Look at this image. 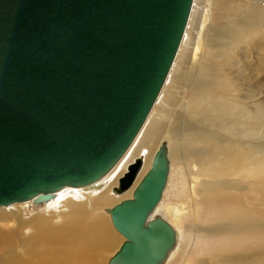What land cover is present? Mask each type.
<instances>
[{
	"label": "water",
	"instance_id": "obj_1",
	"mask_svg": "<svg viewBox=\"0 0 264 264\" xmlns=\"http://www.w3.org/2000/svg\"><path fill=\"white\" fill-rule=\"evenodd\" d=\"M193 0H0V206L93 183L133 142L172 67ZM142 157L114 187L131 188ZM162 141L131 197L107 208L124 236L109 264H162L176 231L150 218L168 181Z\"/></svg>",
	"mask_w": 264,
	"mask_h": 264
},
{
	"label": "bare ground",
	"instance_id": "obj_2",
	"mask_svg": "<svg viewBox=\"0 0 264 264\" xmlns=\"http://www.w3.org/2000/svg\"><path fill=\"white\" fill-rule=\"evenodd\" d=\"M193 3L185 33L172 67L169 70L158 98L146 117V120L151 113L155 114V116L146 124L145 131L142 133L138 145L134 147L112 171L133 144L146 120L126 152L106 174L91 184L65 186L58 189L55 192L54 198L45 201V204L49 203V201L54 202L56 199L60 200L59 198L63 196V198H65L66 194L70 193V198H68L63 205H58L59 212L60 210L64 212L60 214L64 220L69 218L73 220L75 216L79 215L78 207L85 204L90 206L93 214L101 210V212L110 219L114 230H116L112 223L111 215L106 210L108 207L93 208L92 205H99V200H104L108 203L117 196H123L127 192L129 197H131L134 187L150 168L158 147L162 141H165L168 146V157L170 160L168 181L162 199L150 218L160 215L168 220L176 231V244L162 264H264V109L260 102L261 98L264 96V79L260 78V75L250 77L248 80L250 84L248 83L249 86L246 87L243 79L239 77L243 81V84L241 82L237 83L232 70V68L236 66H234L235 62L226 60L224 66L220 68V71H216L218 75L220 74L219 82L216 80L217 75L209 73L211 68L208 67L207 64L202 63V65H199L198 69L200 70V76L198 78V86H196V84L192 83L191 74L196 66L181 67L177 71V74L178 77L180 76L182 79L180 86L185 91L183 94L187 99V104L190 106L189 111L185 114H179L173 107L163 110L160 106L161 104L169 105L170 96L169 90H167L169 83L168 77L170 73L173 72L174 66L176 67L179 61H184L188 57L192 51V46H197V52L203 45V59L206 57V62L209 57L216 58L218 48L223 46H219L218 43V34L222 31L223 25L217 22L222 18L223 10H227L228 13L231 14V16L229 14L225 16V21L230 27L231 35L235 37L232 44L228 46L224 44L227 49L230 48L233 51L238 49L240 41L246 39V33H241V31L245 26L247 11H252L257 15H261L258 19V24L255 25L256 28L249 31L250 35L257 32L264 33V0H193ZM197 6L201 9L200 13H202L203 10H205L206 13L211 12L210 15L212 20L206 30L200 27V17ZM231 17L236 18L233 23L240 29L233 27L230 21ZM199 27L200 32L198 33ZM196 36L199 37L198 40ZM242 43H245V41ZM238 62L239 61H237V63ZM227 66H231V71L228 70ZM236 70L240 71L238 68ZM256 74H261V72L258 71ZM210 85H214V92H223L221 96L223 97L221 98L223 101L219 106L221 111H218L215 118L210 121L214 119L216 122L219 121L226 135L217 133L216 138L214 137L213 131H206L207 136L203 137L198 131L200 127V121L198 119L200 111L197 109L196 112H192V109L198 108L201 102H204L206 97L204 92H207V94L211 93L209 88ZM249 87L252 90L249 91ZM230 92H234L235 94L233 96H228ZM162 94H165L163 99ZM229 97H231V102L228 99ZM249 102H252V105H249ZM229 106L237 108V113L233 114L235 120L229 115ZM162 117L163 121H166L165 123L159 121ZM170 119L174 122L171 123ZM218 137L222 138L223 143H218L216 141ZM178 152H184L186 154L185 157H183L184 161L181 163L178 159L174 158V156H178ZM139 157H142V163L134 185L123 193L115 192L114 187L119 184L120 177L128 170L130 164L134 163ZM236 158H241V161L238 162ZM180 160H182V158ZM233 160L234 165H231L228 169H223L222 172L225 175H230L235 169L237 176L241 177L239 180L241 182H246V184L243 186V184L238 181L232 183L230 180L223 181L221 184L225 188H230L231 186L235 189V192H244L245 196L250 197L246 202L252 210L250 211L247 205L240 204L235 205L234 208L243 209L244 213L242 215L224 214L218 216L214 210V206H212L206 214V218L204 217L205 215L203 216L205 220L204 222L202 221V225L204 226L202 228L197 227L199 232L203 233L201 236L199 235L200 233L197 232L191 234V231L196 228L195 226H193L195 227L193 230H190L189 226H187V230L180 234V229L177 226L178 224H176V220L181 216L184 208L168 200L172 190L177 188L178 185H181L183 192L191 190L187 186V182H190L188 181L190 179V174L194 172L193 170L197 166H199L201 170L206 171L208 176L212 178L215 177V172L217 170L227 164H231ZM103 178H106L104 179V183L110 182V184L107 188L104 187L105 190L103 192L96 194L98 189L103 187L104 183L93 184L98 183ZM194 185H196V183ZM195 189L196 188L193 186L194 194ZM214 191L215 190H212L213 193ZM198 194H201V190H199ZM217 194H219V191ZM33 200L34 198H30L0 206V208H3L0 211V220H8L13 229H0V258L4 257L8 261L10 260L8 264H105L106 262L109 264L110 258L119 248L113 252L112 249H115L114 243L111 242V236L103 226L104 219L100 217L91 224V226H95V230L91 232L89 229L80 230L79 225L74 223L69 224V222L65 223V221H63V225L59 228H50V230H52V235H54V242H52L53 246L50 249H45L48 251L47 255L41 252L35 253L39 258L38 262H34L31 258L21 261L16 248H12L11 245L17 241V244H20L22 247L25 246V240L17 235V231L25 227L26 221L21 210L12 209L13 212H9L7 208H10L11 205L14 204H28V202H33ZM52 205L56 206L57 204L54 202ZM228 207L227 210L229 209ZM210 216L214 217L210 218ZM196 218L195 214H193L192 221H196ZM32 222L31 224L36 226L38 221L36 222V219H34ZM55 224L59 225V223L56 222ZM41 235L36 233L34 238L41 237ZM121 236L125 239L123 235ZM198 238L202 239V242H200ZM37 241L40 240L37 239ZM30 243L27 248L24 249L25 252L31 250ZM206 244H208V246L205 247V251L202 247ZM54 246H61L62 248L60 247L58 250H53L52 248ZM17 250H20V248ZM20 251L22 255H24L23 249ZM110 251L113 253L110 254L111 256L109 257L107 255ZM177 252H179V254H177ZM202 252H204V257H208L205 261H202L200 257ZM44 255H46L48 259H46ZM2 261L0 260V264L4 263ZM7 262L5 261V263Z\"/></svg>",
	"mask_w": 264,
	"mask_h": 264
},
{
	"label": "rangeland",
	"instance_id": "obj_3",
	"mask_svg": "<svg viewBox=\"0 0 264 264\" xmlns=\"http://www.w3.org/2000/svg\"><path fill=\"white\" fill-rule=\"evenodd\" d=\"M197 8H198L199 17H200V20H199L200 21V27L205 28L204 30H206L207 26L210 25L211 20H212L211 15H210L211 12L206 13V11L203 10L202 13H200L201 9L198 6H197ZM243 11H244V8H243ZM227 14H229L231 16V14L228 13L227 10H223L222 11V18L219 21H217L218 23H222V25H223L222 31H220L218 34L219 46H222V45L223 46L218 48V50H217L218 52H216V55H217L216 58L209 57L208 61L206 62L205 61L206 57H204V59H203V51H204L202 48L203 45H202L201 49H199L197 52H196L197 46H192L191 47L192 51L190 52L188 57L184 61H179L177 66L176 67L174 66L173 72L170 73V75L168 77L169 83L167 82L168 83V86H167L168 89L167 90H169L168 92H169V96H170V98H169L170 101H169V105H167V104H163V105L161 104L160 105L163 110H165L166 108H169V107L170 108L173 107L179 114H181V113L185 114L189 111L190 106L187 104V99H186L185 95L183 94V93H185V91L180 86L182 83V79L180 76L178 77V74H177V71L181 67H190L192 65L196 66L195 70L194 71L192 70L193 73L190 72L192 74V83L196 84V86H198V83H199V79H198L200 76V70L198 69L199 65H202V63L207 64V66L212 69V70L210 69L209 73L212 75H217L216 80L218 81V80H220V76H219L220 74L218 75L216 73V71L217 72L220 71V68L222 66H224V62L226 60L231 61V62H233V61L235 62L234 66L235 65L236 66H235V68H232V70H233V73L236 77L235 80L237 81V83L241 82L243 84V81H244L245 82L244 84L247 87L250 84L248 82L250 77H255L256 75H260V78L264 79V33L257 32V33H254L252 35H250V33H249V31L256 28L255 25L258 24V19L261 15H257L255 13H253L252 11H247L245 26L242 28V31H241V33H244V34L246 33V39L244 40L245 43H242L244 41H240V45H239L238 49L233 51L232 49H230V48L227 49V47L224 46V44H226L227 46L229 44H232L235 40V37L231 35V30H230L229 25L225 21V16ZM234 20H236V18L231 17L230 21H231L233 27H236V25L233 23ZM200 27H199L198 33L200 32ZM236 28L240 29L239 27H236ZM196 39L198 40L199 37L196 36ZM221 56H225V57H221ZM237 61H239V62L237 63ZM227 68H228V70L231 71V66H227ZM237 68L240 71H237L236 70ZM258 71L261 72V74H256ZM239 77H241L243 79V81ZM209 88H210L211 93L207 94V92H204L206 95L204 102H201V104L198 106V108L192 109V112H196L197 109L200 111V114L198 116V119L200 121V127H199L198 131L203 135V137L207 136L206 131H213L214 137L216 138L217 133L226 135V133H224L223 126L221 125V123L219 121L216 122L215 119L210 121L211 119L215 118V115L218 111H221V109H219V106H220L221 102L223 101V99L221 100V98H223V97H221L223 92L222 91L214 92V85H210ZM248 90L250 91L252 89H250V87H249ZM163 93H165V92H163ZM234 94H235L234 92H230L228 96H233ZM164 97H165V94H162V99ZM228 99L231 102V97H229ZM260 102L263 105V109H264V96H263V98H261ZM249 105H252V102H249ZM234 106H236V105H234ZM234 106H229L230 107V114L229 115H230V117H232L233 120H235L234 119L235 116L233 114L237 113V108H234ZM154 116H155V114H152V113L150 114V116H149L150 118L148 117V119L146 120L143 128L141 129L140 133L138 134V136L134 140L133 144L130 146V148L128 149L126 154L122 157V159L118 162V164L112 169V171L123 161L124 157H126L128 155V153L130 151H132V149H134V147H136L138 145L140 138L142 137V133L145 131L144 129L146 128V124L148 123L149 120H152L154 118ZM159 121L161 123L166 122V121H163V117L160 118ZM170 121H171V123L174 122L171 119H170ZM234 139H236V138H234ZM216 141L218 143H223L221 137H218V139H216ZM185 155L186 154L184 152H178V156H174V158L178 159L179 162L181 163L184 161L183 157H185ZM181 158H182V160H180ZM236 159L238 162L241 161V158H236ZM231 165H234V160L231 162V164H227V165L221 167V169L217 170L215 172V177H212V178H210L208 176L206 171L201 170L199 168V166H197L196 168H194V170H193L194 172L190 174V177H189L190 179L188 178L189 179L188 181H190L192 184L190 182H187V186L191 190H186L185 192H183L181 185H178L177 188L172 190V193L169 196L168 200L170 202L178 204L184 208V211L182 212L181 216H179L176 220V224H178L177 226L180 229V231H179L180 234L184 233L185 230H187V226H189L190 230L191 229L193 230L196 227L193 231H191L192 232L191 234L196 233V232L200 233L199 230L197 229V227L202 228L204 226V225H202L204 220H205L204 217L206 218V214L208 213V211L210 210V208L212 206H214V210L218 214V216H221L224 214L242 215L244 213L243 209L234 208L235 205H240V204H245V205H247V207L249 208L250 211L252 210L251 207L249 206V204L246 202V200L249 199L250 197L245 196L244 192L243 193L242 192H235V189H233L231 186H230V188H225L221 184V182H223V181L225 182V181L230 180V182H232V183L235 181H238V182L242 183L243 186H245L246 182H243V181L241 182L239 180V178H241V177L237 176V172L235 169L231 172L230 175H225L222 172L223 169H228ZM104 179H106V178H103L101 181H99L98 183H95L93 185L99 184L101 182L104 183ZM195 183H196V185H194ZM109 184H110V182L104 183L103 187L101 189H98L96 194L103 192L105 190V188H107L109 186ZM193 186L196 188L194 191L196 195L193 193ZM211 187H213V188H211ZM199 190H201V194H198ZM212 190H215L214 193L212 192ZM68 191H70V190H68ZM218 191H219V194H217ZM66 192H67V190H66ZM127 194H128V192L126 194H124L123 196H117L116 195L117 197L115 199H112L108 203L105 202L104 200H99V205H92V206H93V208H106V207L110 208L114 204H116L117 202L121 201L122 199L128 198L129 194L128 195ZM216 194H217V197H216ZM63 197L59 198L60 200H58V199L54 200V202H56V204H57L56 206L52 205V203H54L52 201H49V203L45 204V202L35 203V201L33 200V202H30V203L28 202V204L27 203L14 204V205H11V207L9 206L10 208H7L9 212H13L12 209L21 210L22 214L24 215L25 221H26L25 227L17 231V235L21 236V238H23L25 240V242H26L25 246L22 247L20 244H17V241L11 245L12 248H16V251L18 252V256H19L21 261L24 259L26 260L27 258H31L34 260V262H38L39 258L35 255V253L41 252L42 254L45 253L47 255L48 251H46L45 249H50L53 246L52 242H54V235H52V230H50V228L55 229V228L61 227L64 223L63 221H65V223L69 222V224H71V223L77 224V225H79L80 230L89 229L91 232L92 230L93 231L95 230V226L94 225L91 226V224L94 223L96 221V219H99L98 217H100L101 219H104L103 226L105 229H107L108 233L110 234L111 242L114 243L115 249H112L113 252L116 251L119 248V246L122 244V242L124 241L121 234L119 232H117L116 230H114V228L110 222V219L103 212H101V210H100V212L93 214L90 206H87L85 204H84L85 206L83 205L81 207H78L79 208V210H78L79 211V213H78L79 217L75 216L73 218V220H70V218L64 220V218L61 217V215H60V214H63L64 212H63V210H60V212H59V209H58L59 206L58 205H60V206L63 205L67 201V199L70 198V193L66 194L65 198H63ZM220 197H221V199H220ZM192 198H193V200H192ZM82 201H85V200H82ZM221 203H222V205H221ZM215 204L218 206H216ZM46 205H48V206H46ZM226 206L227 207L229 206L228 210H227ZM2 209L3 208H0V211ZM193 214H195V216L197 217L196 221H192ZM202 217H203V219H202ZM212 217H214V216H210V218H212ZM34 219H36V222L38 221L36 226L34 224H31L32 220H34ZM55 222L59 223V225L55 224ZM192 222H194V223H192ZM33 225H34V227H33ZM193 226H195V227H193ZM0 229L13 230L11 225L9 224L8 220H0ZM76 229H78V228H76ZM36 233L37 234L39 233L40 235L41 234H44V235H41V237H38V238H34ZM201 234H203V233L201 232L199 235L201 236ZM37 239H39L40 241H37ZM199 239L200 238H198V240ZM199 241L202 242V239H200ZM29 243L31 245V250L29 252H25L24 249L27 248ZM207 246H208V244H206L202 248L206 251L205 247H207ZM60 247L61 246H54L52 249L58 250ZM18 248H20V250L23 249L24 255H22L20 250H17ZM40 248H41V250H40ZM108 250H111V249H108ZM113 252L110 251L107 256L110 257L111 256L110 254H112ZM177 254H179V252H177ZM46 255H44V256L46 257V259H48V257ZM204 256H205L204 252H202V255L200 256L202 258V261H205L206 259H208V257L206 258ZM0 260L1 261L4 260V261H2V262H4L3 264H8L10 261V260L9 261L6 260L4 257H1ZM5 261L6 262L8 261V262L5 263ZM102 264H104V263H102ZM105 264H107V262ZM215 264H222V263H215Z\"/></svg>",
	"mask_w": 264,
	"mask_h": 264
}]
</instances>
